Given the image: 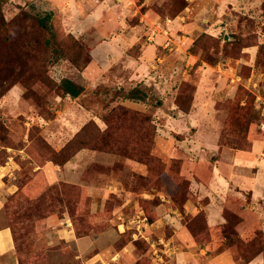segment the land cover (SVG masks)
<instances>
[{
    "label": "rangeland",
    "instance_id": "1",
    "mask_svg": "<svg viewBox=\"0 0 264 264\" xmlns=\"http://www.w3.org/2000/svg\"><path fill=\"white\" fill-rule=\"evenodd\" d=\"M0 8V227L13 232L17 264H85L129 243L130 264L155 255L176 264L163 243L180 227L208 254L229 248L238 264L243 242L258 233L248 239L251 229L262 232L253 249H264V0H8ZM38 17L52 25L61 53L45 47ZM88 55L82 70L72 64ZM103 59L114 66L92 81ZM140 60L144 79L125 82L121 65ZM63 78L82 88L78 97L62 93ZM131 88L155 124L132 149L145 154L141 163L98 146L53 163L92 121L88 113L103 120ZM70 161L72 177L59 170ZM86 186L102 192L99 208L89 207ZM206 202L221 212L220 226L208 228L205 211L195 212L192 204ZM227 213L239 221L227 226Z\"/></svg>",
    "mask_w": 264,
    "mask_h": 264
},
{
    "label": "crops",
    "instance_id": "2",
    "mask_svg": "<svg viewBox=\"0 0 264 264\" xmlns=\"http://www.w3.org/2000/svg\"><path fill=\"white\" fill-rule=\"evenodd\" d=\"M142 18H144V17H141L139 19L140 22H141ZM152 21H154L156 25H159L156 23L155 18L152 19ZM155 29H158V27H155ZM118 40H119V38L115 42H116V44L122 43L121 44L122 48H121L120 52H123L124 46L127 47V44L125 42L118 41ZM115 52H116V50H115ZM103 61L105 63L102 64L101 67L97 66V73L95 75L96 78L93 79L92 81H95L96 79L98 80L102 74H104L108 69H110L114 66L113 65L114 63L112 65H110L111 62L105 61L104 59H103ZM92 62H93V60H92ZM94 64H96V63H94ZM144 66H145V64L142 60H140L139 62L135 61L131 65L130 68L126 67L125 64H122L121 65V71L123 73L124 72L126 73V79L128 80L127 81L125 79V82L131 83L132 80L144 79L145 73L142 71V68ZM87 68L88 67H86V69L83 71H86ZM113 78H117V77L114 76ZM118 88H120V87H118ZM114 101L115 102L113 104H120L122 106H125L127 108H130V109L138 111V112H142V113L149 112L147 108H142L141 107L142 105L135 103L131 100L122 98V97H120V98L116 97L114 99ZM111 102L112 101L110 99H108L107 103L109 105ZM89 116H92V118L94 117L93 115L88 113V117ZM92 118H90V119L92 121H94L99 128L105 127L103 121L100 118H97L96 116H95L94 120ZM255 150L259 151L258 146L255 147ZM129 162L132 164H135V168H137L139 171L136 173L144 174V167L142 165L137 164V163L132 162V161H129ZM72 164L76 165V162L73 163V161H70V162L66 163L64 170L59 169L60 172H63V173H65V175L72 177L71 174L75 172V170H73V171L70 170V168H72V166H71ZM67 171H69V172H67ZM228 173L230 174L231 171H228ZM99 189L102 190V188H99ZM204 190H205V188L202 191L204 192ZM85 191H86V193H85L86 197L90 198L89 207L91 209L92 208H99L103 199H104V197L102 199V196H101L102 192L99 190L92 191L91 187H88V186H86ZM99 196H101V197L99 198ZM196 197H197V194H196ZM192 205H193V208L195 209V212L197 211V208H198V210H204L205 211L208 228H210V227L213 228L214 226L216 227V226H220L222 224L221 212H218V209L215 207H212V205L209 202L208 203L206 202V205L204 207L200 206V205L198 207H196L194 204H192ZM188 206L189 205L187 203L185 205V208H186L185 212L186 213H187V211L189 212ZM156 221H157V219H156ZM156 221L154 220L153 222H150L149 224L146 223V226H149V228H150V226H154ZM258 221L260 222V219H258ZM118 225L120 226L121 224L118 223ZM147 230L148 229H146V231ZM184 231L185 230L182 227H180V230L178 231V237L174 238L175 235L173 236L172 234H170L167 238H164V243L161 241L164 244V253L168 254L170 256H173V258L176 261V264H238L236 262V260H234L233 253L229 248L228 249L223 248L220 252L213 254V255L208 254L207 248H200L199 246L197 247L196 244L194 243V241L190 238V236L185 239L183 237ZM174 232H177V231H174ZM146 237L148 238V236H146ZM211 242L212 241H210V243ZM174 243H176V245H174ZM14 254H15L14 253V245H13L12 234H11L10 229L8 227H0V264H17V260H16V257ZM150 258L152 259L151 264H155V262H157L158 258H161V256L155 255V259L152 256ZM106 260H108L109 262H113V264H130V263L134 262L136 260V257H135V254L133 252L132 244L129 243L128 245L123 246L120 249H111L110 251H107V252L106 251H98V252L92 254L85 264H109L106 262ZM201 260L203 263L201 262ZM156 264H158V262ZM164 264H165V262H164ZM247 264H264V259H262V256L259 255V256H256L255 258H253Z\"/></svg>",
    "mask_w": 264,
    "mask_h": 264
},
{
    "label": "trees",
    "instance_id": "3",
    "mask_svg": "<svg viewBox=\"0 0 264 264\" xmlns=\"http://www.w3.org/2000/svg\"><path fill=\"white\" fill-rule=\"evenodd\" d=\"M6 1L8 0H0V7H1V4ZM47 20H49V18ZM35 22L39 30H41L42 33L44 34L42 41L45 47H48L49 49H51L50 54H55L57 52L61 53V48H59V42L56 40V35H55L52 25L49 22H46V19L43 20L40 17L36 18ZM4 24L5 23L1 15V8H0V52L2 53L3 51H6V48L3 44V41H5L6 39V36L2 34L4 32V29H2L4 27ZM69 40L75 42V47L77 49H80L82 53L85 52L86 50L85 47L82 46L79 41H76L72 36L69 37ZM76 42H79V44ZM73 54L75 55L76 51H73L70 54H66V56L68 58H71ZM89 59L90 57L88 55V59H86L84 63H81L80 61L81 58H79V61H77V59L75 58L74 59L72 58V61H73L72 64L77 69L82 70L86 66ZM59 87L62 90V93L68 95L70 98L78 97L82 91V88L80 86L74 84L72 81L66 78H63L60 81ZM121 97L125 99H130V100H142V93H139V90L136 88H131L128 90L126 94L122 95ZM120 106L110 109V111L104 117V119L102 120L105 125L103 130H100L94 121H88L86 124H84L83 127L79 130V132L60 151V153H57V155H55L51 159L53 163L58 166H61L65 162L70 160V158L74 154H76L80 149L85 148V149L97 150L98 147H105L106 149H110L113 152H121V151L126 150L130 152L129 156L131 157L129 158L136 157L137 159H134V160L137 162H140L145 154L138 155L137 157L133 153L132 149L137 148V146H135L136 145L135 142L138 143L142 140L140 139L143 136L142 134H144V132L147 131V128H149L150 125L154 124L153 120L151 119V115L148 113H142V112H138V111L132 110L127 107L123 108L122 106L121 107ZM152 126L153 127H151V129L154 130L155 124ZM122 127H129L131 132L128 134L120 132L118 134L117 131L120 130ZM80 132H82V135L78 136ZM98 138L103 139L102 143H99V145L93 144V143L89 144L90 141L96 142L95 139H98ZM132 138L134 139V141L128 140ZM76 140H78V144L80 146L78 149L74 150L72 146ZM128 141H130L131 143H129ZM122 142L124 143L128 142V144L121 146ZM67 148L69 150L68 153H67ZM224 219H226L227 226L237 223L239 221L237 217L229 213H227L226 215L224 214ZM9 229L11 231L12 240L14 243L13 232L11 228ZM253 232L255 233L258 232L255 234V236L258 237L259 239L261 238V235H260L262 234L261 231L259 232L256 229H251L246 234L248 239H250L249 237L251 233ZM222 234L226 241H230V244L233 243L230 235L227 234L226 230L223 231ZM255 238L252 241L243 242V244L247 248L246 250L247 253L241 251V256H240L244 264L249 263L253 258L256 257V255L264 251V249H262L261 247H258V248L254 247L255 249H253V246H255V241H254ZM235 242L241 243L238 238L235 240Z\"/></svg>",
    "mask_w": 264,
    "mask_h": 264
}]
</instances>
